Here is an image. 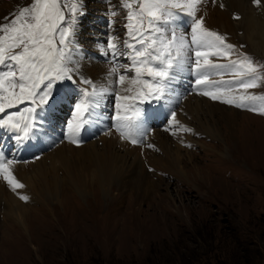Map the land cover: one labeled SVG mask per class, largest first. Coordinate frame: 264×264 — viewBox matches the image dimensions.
<instances>
[{
  "label": "rangeland",
  "instance_id": "obj_1",
  "mask_svg": "<svg viewBox=\"0 0 264 264\" xmlns=\"http://www.w3.org/2000/svg\"><path fill=\"white\" fill-rule=\"evenodd\" d=\"M100 1L80 0L82 14L77 15L74 34L70 37V56L90 64L109 66V73L113 60L119 65L130 63L123 56L129 49L121 41L128 39L125 27L128 10L123 7L122 0ZM29 3L30 0H0V12L9 16ZM214 12L201 6L199 14L214 31L226 36L229 43L231 36L219 28L218 15ZM5 22L0 19V23ZM189 25L190 21L186 23L185 17L176 21L179 33H185ZM99 37L104 41L102 49L98 47ZM110 42L116 43L117 50L124 47L125 51H120L121 55L114 58ZM236 48L254 62L264 64V56L249 52L245 44L238 43ZM102 51L108 54L100 58ZM68 67L73 69L70 64ZM123 71L121 67L120 72ZM72 75L75 82L59 81L54 86H69L75 90L78 84L84 85L80 80L85 77L75 70ZM181 75L182 85L177 89L180 93L174 109L164 108L166 115L158 119L155 116L151 123L148 122V127L142 125L143 132L139 129L137 133L141 143L132 144L119 137L125 148L119 144L112 146L127 159L125 163H115L112 182L103 185V181L90 177L87 172L73 169L71 176L64 171L65 175L69 179L79 175L82 183H86L85 188L80 187L82 195L71 183L48 199L47 196L43 199L33 196L23 185L15 191L11 189L26 212L21 225L7 211L10 203L5 199L8 195L0 199V264H264V130L261 129L264 125L256 124L258 121L264 123V115L200 95L195 91L194 80L190 79L191 75L196 79L194 74L186 68ZM212 79L219 80L220 77ZM172 83L175 84L174 79ZM249 91L264 94V83ZM111 96L114 107L115 94ZM167 99L170 103L166 93L164 106ZM70 100L55 113L56 118L64 120L66 128L74 115L77 97ZM196 100L207 103L203 108L198 106L197 109H202L196 112L197 116L191 118L186 110L180 111L185 107L187 111L195 110ZM155 101H148L146 106L145 102L139 105L143 115L155 106ZM162 103L157 106L164 107ZM30 106L25 102L8 112ZM173 112L176 122L172 121ZM220 114L228 116L227 120H222ZM230 118L234 123H230ZM46 120L44 118L40 126ZM204 122H208L206 126L214 130L216 137L202 133ZM46 124L50 133L43 135L54 141L51 149L21 163L32 164L42 155H49L60 145L68 144L65 143L68 133L58 136L59 132L66 133L68 128L61 123L54 127ZM89 126L91 131L87 137L84 136L87 129L80 130L83 132L76 138L80 140L78 144L88 146L93 141L102 148L103 137L117 135L114 118L110 119L108 127H102L99 121L91 122L85 128ZM246 134H249L247 139ZM5 136L3 133L2 140ZM8 137L5 140L10 145ZM159 138L168 140L166 148L169 159H174L173 164L158 146ZM4 149L0 145V153L16 163L20 162L15 158L20 155L19 159H22L25 154L21 152L26 151L19 146L8 156ZM133 170L137 171L136 175H132ZM1 180L7 184L2 177ZM21 197H27V200Z\"/></svg>",
  "mask_w": 264,
  "mask_h": 264
},
{
  "label": "snow or ice",
  "instance_id": "obj_2",
  "mask_svg": "<svg viewBox=\"0 0 264 264\" xmlns=\"http://www.w3.org/2000/svg\"><path fill=\"white\" fill-rule=\"evenodd\" d=\"M252 2L256 7L261 4V0ZM206 3L207 0H122L128 10V40L124 43L129 49L123 55L130 63L119 65L113 60L109 76L117 75L118 80L110 81L107 87H97L91 80L81 78L80 82L89 85L91 91L84 90L75 103L72 121L67 125L70 142L79 143L76 137L80 129L89 123L98 107L96 98L114 91L116 130L122 139L140 143L137 133L143 109L139 104L162 100L175 73L185 68L196 77L198 94L264 115V94L249 91L264 83V64L254 62L227 43L226 36L205 26L198 13ZM78 14H82L80 0H30L18 11L0 18L6 21L0 23V127L22 134L17 139L29 137L36 124V109L48 104L56 82H75L68 64L70 37ZM181 17L190 19L185 33L177 31L176 21ZM109 48L114 58L121 55L116 43L110 42ZM129 72H134V76H129ZM225 76L231 79L225 80ZM117 87L119 91H115ZM25 102L31 106L8 112ZM171 116L176 122L175 112ZM14 163L0 153V177L13 191L22 187L12 174Z\"/></svg>",
  "mask_w": 264,
  "mask_h": 264
},
{
  "label": "bare ground",
  "instance_id": "obj_3",
  "mask_svg": "<svg viewBox=\"0 0 264 264\" xmlns=\"http://www.w3.org/2000/svg\"><path fill=\"white\" fill-rule=\"evenodd\" d=\"M24 1L25 0H23V2ZM221 4H223V7H220ZM201 6H204L208 9H212L217 13L216 15H218L219 28L225 34L228 33L231 36V40L228 38L230 40L229 43L235 46H237L238 43L245 44L249 52L264 56V0H261V4L259 7H256L253 4L252 0H215V3H213V0H207V3ZM0 13H1L0 16H5V13L2 12ZM198 16H200L199 13ZM235 16H239L240 19H235L234 18ZM188 21H190V19L185 17V22L187 23ZM204 21H205V26L207 28H209L210 30H214L210 27V25L207 23L205 19ZM98 40L100 41L98 47L102 49L101 47H104V41H102L100 37L98 38ZM74 47H76V45ZM78 47L80 46L78 45ZM76 49L78 48L76 47ZM101 53H100V58L108 54L106 51L105 52L102 51ZM99 61L100 60H98V63ZM69 64L71 65V67H73V70H75V72L78 73V75L85 77V79L91 80L93 84H95L97 87H101V86L107 87L110 81L118 80V78H116L114 75L109 76V73H107V71L109 70L108 68L110 67L104 64L103 65L90 64L88 63V61L84 62L81 58L71 59V62ZM184 71H186V68L183 70H178L175 73V79H174L175 84L172 83L171 85L170 83L171 86H169V88H171V90L167 91V94L170 97V103H169V99H167V104L165 102L166 105L164 106V103H162L164 107L161 108L160 106H157V104L160 103L157 101L155 103V106L151 107L149 111L143 115L140 121L141 131L140 130L139 131L141 133L144 130L142 125L148 127L147 125L148 122L151 123V121L155 116L158 119L159 117L166 115L167 112H165L164 108H166L167 110H169V108L174 109L173 106L176 105L179 98L178 93H180V90L177 89L178 88L180 89V86L182 85V80L180 78L182 76L181 74H183ZM129 76H134V73H132V75ZM178 81L180 83H178ZM86 89L88 91H91V87L90 86L86 87L85 84L84 85L78 84L75 90L69 86H65L62 88L61 87L56 88L54 86L52 90V98L49 100L48 104H45L43 107L37 108L35 113L36 124L27 139H17L16 137L22 134L17 133L15 131H10L6 127H0V145H2L5 148L4 153L8 155V153L12 152L14 149H19V146L24 147V150L26 151L23 152L21 149L22 151L21 153L25 154L24 156H21L23 157L22 159H19L20 155L16 154L18 156L15 158V160L20 162V161H28V158L30 157L32 158V156H37L40 152H41L40 154H42L43 151L50 148L54 143V141H52V139L47 137V135L45 136L43 135V133L44 134L50 133L49 130L46 128L47 125L46 122L49 123L50 125L53 124V127L54 125H57V123H55V121H57L58 119L56 118L57 117V115L55 114L56 111H59L62 108L63 104L69 103L71 101L70 99L73 96H76L77 97L76 102H79V100L83 96V91ZM119 90L120 89L118 87L115 89V91H119ZM111 94H115L114 91L109 94H105L102 97L96 98L99 102L98 107H96L93 110V114L90 118L89 123L85 124L84 127H82L83 129L81 128L82 130L87 129V133L86 134L84 133L85 137H87V135L90 134L89 131H91L90 126L89 128H85L86 125H89L91 122L93 123L94 121L95 123L99 121V124L102 125V127L103 126L108 127L110 124V119L114 118L115 108L111 106L112 103ZM122 94H127V93H122ZM194 105H196L195 110L191 108V110L187 111L188 108L186 109L185 107L183 109L181 108L182 110L180 111L186 110L187 112L186 114H189V116L193 118L194 116H197L196 112L200 111L204 106H207V103L204 102L203 104V102H199L196 100ZM198 106H201L202 108L197 109ZM38 115H39V119H37ZM220 115L222 120L223 119L227 120L228 116H223L222 114ZM44 118L45 119L47 118V120L45 121V124L41 125L42 126L41 127L40 123L44 122ZM232 122L233 121L231 120L230 123ZM207 124L208 122L202 123V133L204 135L210 136L211 138L216 137L213 133L214 130H212V128L210 129L209 127H207L206 126ZM256 124L264 125V123H261L259 121ZM36 125L39 127H36ZM57 126H60L59 123ZM261 129L264 130V127ZM114 131L117 134L116 137L114 135L110 136L109 134L106 135V137H103L105 142H103L104 147L102 148H99L97 143H94L93 141L92 143H89L87 146L85 143L84 144L72 143L69 141L68 137H66L67 140L65 143L68 144H63L64 146L60 145L55 150H53L51 154L42 155L40 159L33 162L32 164L26 165L20 162L12 165L11 168L12 174L15 177V180L26 188L27 192L32 193L33 196L36 195L42 196V199L45 198V196H47L46 197L47 199L48 197L50 198L54 197L60 191L59 189H61L64 185L68 183H71L74 186V190L79 195H82L83 191L80 187L81 185H83V187L85 188L86 183L84 182L82 183L83 180L79 178V175L76 176L77 179L74 178L75 176L69 179V177L65 175V172L66 174L69 172L71 176L73 169H79L84 172H87L90 177L98 178L101 181H103L102 183L103 185H106L109 182H112V180H114L115 176L113 172H115L114 169L115 163L118 162L125 163L127 160L125 156H121L119 154L120 152L118 153L117 151L114 150V147H112L115 144H119L122 147H124V145L121 144V140H119V137H121L120 133L116 130V128L114 129ZM82 132L79 131L78 136L82 135L80 134ZM3 133H6V136L9 135L8 138L9 140H11L10 145L7 144V141L5 140L6 136L3 139L5 141L2 140ZM249 134H246L247 136L245 135L246 139L247 137H249ZM137 138L141 141L140 137ZM77 140L80 141L79 139ZM159 140H160V145L158 146L160 147L161 151L164 152V155L167 158V160L170 161L171 164H173L174 159H169L170 156L168 155V149L166 148L167 146L166 144L168 143V140L167 142L165 141V139L159 138ZM248 147L251 148V145H248ZM75 151L77 152L76 154ZM75 156L76 159L74 160L73 157ZM136 174L137 171L133 170L132 175H136ZM11 189L12 187L5 184L3 180L0 181V199H2L5 195L6 196L8 195V198L5 199L7 202L10 203L7 211L10 214V216L18 224L21 225V222L23 221L25 209L24 206L17 203L18 202L17 198L12 195Z\"/></svg>",
  "mask_w": 264,
  "mask_h": 264
}]
</instances>
